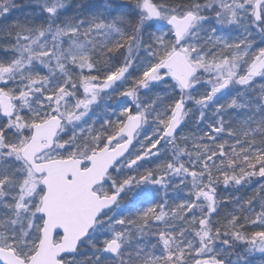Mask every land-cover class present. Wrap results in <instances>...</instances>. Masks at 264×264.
Listing matches in <instances>:
<instances>
[{
    "label": "snow or ice",
    "instance_id": "obj_1",
    "mask_svg": "<svg viewBox=\"0 0 264 264\" xmlns=\"http://www.w3.org/2000/svg\"><path fill=\"white\" fill-rule=\"evenodd\" d=\"M0 264H264V0H0Z\"/></svg>",
    "mask_w": 264,
    "mask_h": 264
}]
</instances>
